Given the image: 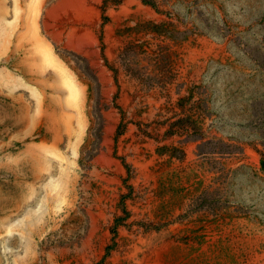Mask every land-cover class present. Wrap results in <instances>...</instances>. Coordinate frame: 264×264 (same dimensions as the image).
I'll use <instances>...</instances> for the list:
<instances>
[{
  "label": "rangeland",
  "instance_id": "rangeland-1",
  "mask_svg": "<svg viewBox=\"0 0 264 264\" xmlns=\"http://www.w3.org/2000/svg\"><path fill=\"white\" fill-rule=\"evenodd\" d=\"M0 264H264V0H0Z\"/></svg>",
  "mask_w": 264,
  "mask_h": 264
}]
</instances>
